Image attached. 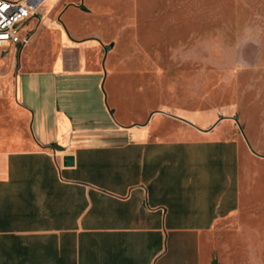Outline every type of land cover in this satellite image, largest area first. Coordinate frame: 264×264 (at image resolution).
Instances as JSON below:
<instances>
[{
	"label": "crops",
	"instance_id": "crops-1",
	"mask_svg": "<svg viewBox=\"0 0 264 264\" xmlns=\"http://www.w3.org/2000/svg\"><path fill=\"white\" fill-rule=\"evenodd\" d=\"M82 4L68 7L84 19ZM49 26L59 49L41 71L84 73L96 37ZM35 33L34 25L29 45ZM29 91L38 94L37 84ZM73 107L42 99L31 143L0 152V264H264V205L248 204L239 167L251 157L236 137L200 125L201 113L163 110L183 129L155 136L158 113L125 125L85 120Z\"/></svg>",
	"mask_w": 264,
	"mask_h": 264
},
{
	"label": "rangeland",
	"instance_id": "rangeland-1",
	"mask_svg": "<svg viewBox=\"0 0 264 264\" xmlns=\"http://www.w3.org/2000/svg\"><path fill=\"white\" fill-rule=\"evenodd\" d=\"M78 2L31 0L36 16L21 32L30 29V35L35 25V41L20 54L18 45L0 50V152L31 143L42 99L49 107L71 103L70 113L91 121L109 116L139 125L158 113L155 136L183 129L163 112L201 113L200 125H217L250 155L240 163V179L253 194L248 204L264 205V158L257 156H264V0H83L79 8L89 10L84 19L68 7ZM61 22L96 37L79 75L41 71L56 56L52 47L59 49L49 25ZM64 59L71 69L73 55ZM34 83L38 94L29 91Z\"/></svg>",
	"mask_w": 264,
	"mask_h": 264
},
{
	"label": "built area",
	"instance_id": "built-area-1",
	"mask_svg": "<svg viewBox=\"0 0 264 264\" xmlns=\"http://www.w3.org/2000/svg\"><path fill=\"white\" fill-rule=\"evenodd\" d=\"M31 0H0V50L29 43L27 32H21L26 21L36 16Z\"/></svg>",
	"mask_w": 264,
	"mask_h": 264
},
{
	"label": "water",
	"instance_id": "water-1",
	"mask_svg": "<svg viewBox=\"0 0 264 264\" xmlns=\"http://www.w3.org/2000/svg\"><path fill=\"white\" fill-rule=\"evenodd\" d=\"M245 144H246L247 149H248L251 153H253V152L251 151V149L248 147V145H247L246 142H245ZM253 154H254V153H253ZM257 156H258V157H262V158H264V156H259V155H257ZM71 163H72V160H71L70 157H65V158L63 159V165H64V166H70Z\"/></svg>",
	"mask_w": 264,
	"mask_h": 264
},
{
	"label": "bare ground",
	"instance_id": "bare-ground-1",
	"mask_svg": "<svg viewBox=\"0 0 264 264\" xmlns=\"http://www.w3.org/2000/svg\"><path fill=\"white\" fill-rule=\"evenodd\" d=\"M35 8H36L35 5H33V6H32V9H35Z\"/></svg>",
	"mask_w": 264,
	"mask_h": 264
},
{
	"label": "trees",
	"instance_id": "trees-1",
	"mask_svg": "<svg viewBox=\"0 0 264 264\" xmlns=\"http://www.w3.org/2000/svg\"><path fill=\"white\" fill-rule=\"evenodd\" d=\"M55 149L57 148V147H54ZM57 150H59V149H57Z\"/></svg>",
	"mask_w": 264,
	"mask_h": 264
}]
</instances>
